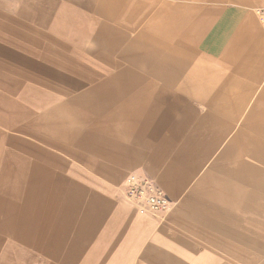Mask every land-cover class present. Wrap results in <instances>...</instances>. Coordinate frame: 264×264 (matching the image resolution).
Returning a JSON list of instances; mask_svg holds the SVG:
<instances>
[{"label": "crops", "instance_id": "crops-1", "mask_svg": "<svg viewBox=\"0 0 264 264\" xmlns=\"http://www.w3.org/2000/svg\"><path fill=\"white\" fill-rule=\"evenodd\" d=\"M31 1L40 25L58 37L47 36L46 60L60 70L73 72L76 76L70 82L78 85L85 80L114 81L112 93L123 95L143 94L147 90L142 86L148 82L161 83L158 90L143 97L147 101L137 113V137L141 140L135 166L137 172L155 178L175 203L193 188L223 146L232 124L227 111L237 112L240 133L248 132L243 134L247 161L228 173L236 181L231 191L236 197L238 228L233 232L238 241L264 248V242L258 245L252 238L264 231V30L254 9L251 12L235 8L237 0H225L227 7L219 4L221 0ZM129 32L135 34L136 40L128 38ZM89 40L93 42L90 51L86 45ZM163 41L172 46L159 49ZM86 51L94 60L82 55ZM130 59L155 73L137 75L134 78L138 82L125 83L129 78L125 65ZM119 66L124 67L117 71ZM48 69L49 75L61 81L66 77L60 70ZM82 96L81 93L73 100L65 99L54 110H64L70 101ZM76 132V138L84 143ZM37 155L40 157V150L34 151ZM31 166L24 196L27 237L36 239L35 244L47 246L89 236L95 225L93 213L100 214L102 204L94 210L98 203L90 198L83 209L80 203L85 191L80 196L76 190L73 192L68 180L49 177L39 162L34 161ZM22 168H27L26 164ZM80 213L82 223L75 219ZM244 214L251 222L246 227L241 221ZM135 220L142 224L140 219ZM219 220L223 233L232 231L225 219ZM71 226L76 235L66 240ZM126 243L139 242L133 238ZM258 248L261 259L264 250ZM146 251L141 257L155 264H165L160 260L177 256L173 251ZM104 253L103 250L101 254ZM96 255L90 253L84 258L94 261ZM236 255L231 256L238 264L259 261ZM108 262L112 264L110 256Z\"/></svg>", "mask_w": 264, "mask_h": 264}, {"label": "rangeland", "instance_id": "rangeland-1", "mask_svg": "<svg viewBox=\"0 0 264 264\" xmlns=\"http://www.w3.org/2000/svg\"><path fill=\"white\" fill-rule=\"evenodd\" d=\"M235 2V8L247 11L264 7V0ZM227 3L221 0L219 4L227 7ZM34 10L31 0H0V264H109V256L112 264H155L141 257L146 250L175 252L177 256L160 260L165 264H238L231 256L236 254L243 259L258 258L255 264H261L264 255L259 258L258 247L238 241L233 232L238 228L236 197L231 191L236 181L228 173L247 161L243 134L248 132L240 133L237 112L227 111L231 114V129L193 188L162 216L139 214L123 195V183L131 173L148 176L136 171L141 139L137 137L140 124L135 120L147 101L143 97L158 90L161 83L145 82L142 87H146V92L128 95L112 93L114 81L85 80L75 85L69 81L76 76L73 72L47 62V36L58 37L40 25ZM133 34L129 32L128 38L135 39ZM164 43L159 49L172 46ZM86 45L88 51L93 49L92 41ZM82 55L94 60L87 51ZM49 67L65 74L63 81L49 75ZM125 67L129 71L127 84L138 82L134 76L155 73L131 59ZM81 93L84 96L70 101L64 110H54L65 99ZM76 131L84 143L76 138ZM39 150L40 157L34 156V151ZM34 161L49 177L68 180L70 188L79 194L85 191L80 203L83 209L90 198L97 200L94 210L102 204L100 214L91 212L95 225L89 236L47 246L35 244L36 239L27 237L24 196ZM76 217L82 223L83 215ZM219 219H225L232 231L223 233ZM241 221L245 227L251 224L246 214ZM75 231L71 226L65 239L73 238ZM263 234L260 231L252 237L258 245L264 242ZM133 238L139 243H126ZM149 246L154 248L148 249ZM103 250L105 255L101 254ZM90 253L97 254L94 261L84 258Z\"/></svg>", "mask_w": 264, "mask_h": 264}, {"label": "built area", "instance_id": "built-area-1", "mask_svg": "<svg viewBox=\"0 0 264 264\" xmlns=\"http://www.w3.org/2000/svg\"><path fill=\"white\" fill-rule=\"evenodd\" d=\"M264 30V7L254 9ZM123 195L141 215H164L175 202L161 188L155 178L138 173L128 174L124 178Z\"/></svg>", "mask_w": 264, "mask_h": 264}]
</instances>
